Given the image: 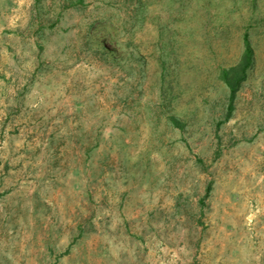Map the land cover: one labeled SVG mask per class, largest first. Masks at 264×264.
Returning <instances> with one entry per match:
<instances>
[{
    "label": "rangeland",
    "instance_id": "1",
    "mask_svg": "<svg viewBox=\"0 0 264 264\" xmlns=\"http://www.w3.org/2000/svg\"><path fill=\"white\" fill-rule=\"evenodd\" d=\"M144 2L120 59L124 0H0V264H264V0Z\"/></svg>",
    "mask_w": 264,
    "mask_h": 264
},
{
    "label": "trees",
    "instance_id": "2",
    "mask_svg": "<svg viewBox=\"0 0 264 264\" xmlns=\"http://www.w3.org/2000/svg\"><path fill=\"white\" fill-rule=\"evenodd\" d=\"M176 1H181L183 4L185 3V0H165V3L170 4ZM150 3L153 4L154 0H150ZM123 4L126 5L125 9L128 11V15L122 20V22L118 23L114 18V15H105L102 18L100 17L91 21L89 24V30L93 29L94 27H101L105 37V43L111 44V47H107V50L120 59L129 58L134 49L139 50L140 46L135 40V33L141 26L140 22L147 19L148 16V2H144V0H124ZM186 8L187 6L183 7L184 10H186ZM181 11L183 10L181 9ZM150 18L152 21L153 17ZM184 18L185 15H180L179 17H174V19L170 22L172 24H174V22L177 24L178 21H182ZM158 24L160 40L159 43H155L154 47L156 46V49H153V52L159 54V58L157 60L159 63L158 66L161 68L160 77L162 80H165L166 70L169 66L168 58L170 61L174 55L173 51L175 48L177 49L182 44L177 38H171L168 30L166 29V24H164V26H160L159 22ZM161 40L164 41L161 42ZM244 44L245 50L241 63L231 68H223L221 70V79H223L227 84L230 94L226 117L223 121L218 122V128L232 117L233 111L235 109V100L241 88V84L246 80L248 76V70L253 66L254 63V48L248 33L244 34ZM168 118L175 126L184 128L183 122L175 115H169ZM212 184L213 182L209 183L206 188L205 195L200 199V203L203 206L205 205L206 199L211 194Z\"/></svg>",
    "mask_w": 264,
    "mask_h": 264
}]
</instances>
